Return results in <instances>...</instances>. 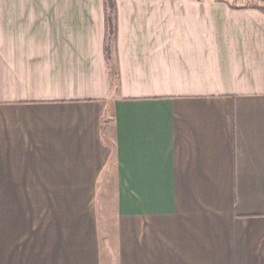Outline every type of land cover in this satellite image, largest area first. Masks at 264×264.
<instances>
[{"label":"crops","instance_id":"crops-1","mask_svg":"<svg viewBox=\"0 0 264 264\" xmlns=\"http://www.w3.org/2000/svg\"><path fill=\"white\" fill-rule=\"evenodd\" d=\"M0 0V264H264V9Z\"/></svg>","mask_w":264,"mask_h":264},{"label":"trees","instance_id":"trees-1","mask_svg":"<svg viewBox=\"0 0 264 264\" xmlns=\"http://www.w3.org/2000/svg\"><path fill=\"white\" fill-rule=\"evenodd\" d=\"M104 6H105V21H106V37H105L104 51L110 69L112 85L117 88L120 79L118 64H117V35H118L117 2L116 0H104Z\"/></svg>","mask_w":264,"mask_h":264},{"label":"rangeland","instance_id":"rangeland-1","mask_svg":"<svg viewBox=\"0 0 264 264\" xmlns=\"http://www.w3.org/2000/svg\"><path fill=\"white\" fill-rule=\"evenodd\" d=\"M220 1H226L235 7L254 6L264 9V0H220Z\"/></svg>","mask_w":264,"mask_h":264}]
</instances>
